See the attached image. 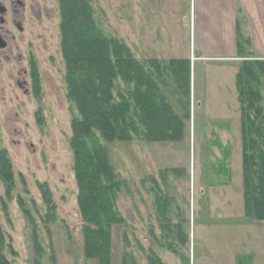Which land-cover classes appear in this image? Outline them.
Here are the masks:
<instances>
[{"label": "rangeland", "instance_id": "1", "mask_svg": "<svg viewBox=\"0 0 264 264\" xmlns=\"http://www.w3.org/2000/svg\"><path fill=\"white\" fill-rule=\"evenodd\" d=\"M89 1L105 36L124 42L139 62L163 67L161 92L181 131L152 142L138 126L130 142L99 139L122 181L111 264H264V222L245 217L235 67L197 60L188 78L168 64L201 51L200 0ZM42 8L41 40L0 65V152L16 185L7 201L0 179L3 254L9 264H97L83 250L69 143L77 112L66 97L58 1L42 0ZM260 81L264 99V72Z\"/></svg>", "mask_w": 264, "mask_h": 264}, {"label": "trees", "instance_id": "2", "mask_svg": "<svg viewBox=\"0 0 264 264\" xmlns=\"http://www.w3.org/2000/svg\"><path fill=\"white\" fill-rule=\"evenodd\" d=\"M60 13V50L65 65L66 97L77 116L71 122L70 149L77 185V204L84 222V253L97 264H111L112 228L121 222L114 199L121 190L99 143L130 142L144 129L145 141L177 139L180 123L162 95L163 67L156 60L144 64L116 38L97 27L89 0H57ZM236 78L242 118V176L246 219L264 222V61H243ZM169 67L190 77V62L171 60ZM123 84V89L118 84ZM180 139V138H179ZM0 179L5 200L12 198L15 180L5 153L0 152ZM49 201V193H42ZM1 199L2 208H6ZM21 205L22 201L19 199ZM26 212V211H25ZM35 234V233H34ZM35 238V237H34ZM37 242V239L35 240ZM0 226V264H9L3 254ZM189 264V259H187ZM150 261V259H149ZM125 264V262L123 263Z\"/></svg>", "mask_w": 264, "mask_h": 264}, {"label": "crops", "instance_id": "3", "mask_svg": "<svg viewBox=\"0 0 264 264\" xmlns=\"http://www.w3.org/2000/svg\"><path fill=\"white\" fill-rule=\"evenodd\" d=\"M200 2L198 47L201 51L199 54L194 52L189 55L191 78L197 60H214L221 64L233 63L236 84L240 69L238 63L245 60L264 61V0H200ZM193 27L196 28V20ZM139 42H142L140 34ZM250 264H253V260Z\"/></svg>", "mask_w": 264, "mask_h": 264}, {"label": "flooded vegetation", "instance_id": "4", "mask_svg": "<svg viewBox=\"0 0 264 264\" xmlns=\"http://www.w3.org/2000/svg\"><path fill=\"white\" fill-rule=\"evenodd\" d=\"M42 0H0V65L42 38Z\"/></svg>", "mask_w": 264, "mask_h": 264}]
</instances>
